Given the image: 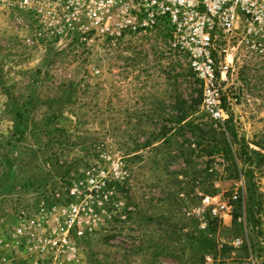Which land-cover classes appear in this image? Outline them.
<instances>
[{"label":"rangeland","instance_id":"1","mask_svg":"<svg viewBox=\"0 0 264 264\" xmlns=\"http://www.w3.org/2000/svg\"><path fill=\"white\" fill-rule=\"evenodd\" d=\"M25 1L0 0V264H264V46L223 43L222 124L167 28ZM207 196L230 212L202 230Z\"/></svg>","mask_w":264,"mask_h":264},{"label":"built area","instance_id":"2","mask_svg":"<svg viewBox=\"0 0 264 264\" xmlns=\"http://www.w3.org/2000/svg\"><path fill=\"white\" fill-rule=\"evenodd\" d=\"M86 3L94 28L104 33H149L167 28L172 46L187 54L189 65L201 83L204 107L216 121L226 122L221 92L225 67L219 59L228 50L223 43L237 38L253 48L264 46V0H86ZM208 211L215 218H222L230 207L207 196L202 206L188 214L200 218V228L206 230ZM51 244L54 247V241ZM214 263L213 255H206L202 264Z\"/></svg>","mask_w":264,"mask_h":264},{"label":"trees","instance_id":"3","mask_svg":"<svg viewBox=\"0 0 264 264\" xmlns=\"http://www.w3.org/2000/svg\"><path fill=\"white\" fill-rule=\"evenodd\" d=\"M23 116H24V114L23 113H18V115H17V117L18 118H23ZM18 130V131H17ZM20 129H16V133H18V132H22V131H19Z\"/></svg>","mask_w":264,"mask_h":264}]
</instances>
